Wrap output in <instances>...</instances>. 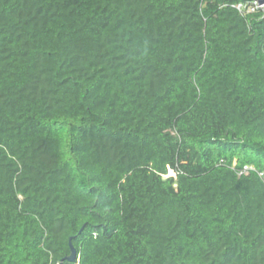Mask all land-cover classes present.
Returning <instances> with one entry per match:
<instances>
[{
	"label": "trees",
	"instance_id": "trees-1",
	"mask_svg": "<svg viewBox=\"0 0 264 264\" xmlns=\"http://www.w3.org/2000/svg\"><path fill=\"white\" fill-rule=\"evenodd\" d=\"M239 4L0 0V264H264V12Z\"/></svg>",
	"mask_w": 264,
	"mask_h": 264
},
{
	"label": "built area",
	"instance_id": "built-area-1",
	"mask_svg": "<svg viewBox=\"0 0 264 264\" xmlns=\"http://www.w3.org/2000/svg\"><path fill=\"white\" fill-rule=\"evenodd\" d=\"M242 14L244 13V10H246L247 12H253L256 10H261L262 12H264V3L260 4L258 1H254L252 2L251 5L248 6V8H245V6L243 4H239L237 6H235ZM250 169H253L251 166H245L240 172L239 174H245L248 173V171ZM169 174H173V172L170 170Z\"/></svg>",
	"mask_w": 264,
	"mask_h": 264
},
{
	"label": "water",
	"instance_id": "water-1",
	"mask_svg": "<svg viewBox=\"0 0 264 264\" xmlns=\"http://www.w3.org/2000/svg\"><path fill=\"white\" fill-rule=\"evenodd\" d=\"M247 1H259L260 3H264V0H247ZM70 246H71V254L69 256H67L65 258V260L73 262L76 260L77 253H76V249L74 248L72 243H70Z\"/></svg>",
	"mask_w": 264,
	"mask_h": 264
},
{
	"label": "clouds",
	"instance_id": "clouds-1",
	"mask_svg": "<svg viewBox=\"0 0 264 264\" xmlns=\"http://www.w3.org/2000/svg\"><path fill=\"white\" fill-rule=\"evenodd\" d=\"M250 2H254V1H250ZM259 2V1H258ZM260 3V2H259ZM260 4H263V3H260ZM244 168V167H243ZM172 171V170H171ZM241 171V170H240ZM239 171V172H240ZM173 172V171H172ZM239 172H238V174H239ZM173 174H174V172H173ZM173 174H171V175H173ZM242 174H239V176H241Z\"/></svg>",
	"mask_w": 264,
	"mask_h": 264
}]
</instances>
